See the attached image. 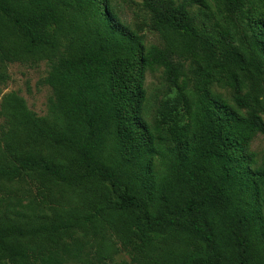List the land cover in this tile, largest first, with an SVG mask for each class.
Segmentation results:
<instances>
[{
    "label": "trees",
    "instance_id": "obj_1",
    "mask_svg": "<svg viewBox=\"0 0 264 264\" xmlns=\"http://www.w3.org/2000/svg\"><path fill=\"white\" fill-rule=\"evenodd\" d=\"M141 1L148 48L108 0H0V62L45 60L52 91L44 116L0 103V264H264L261 0H220L229 47L191 13L205 0ZM155 67L174 90L151 125Z\"/></svg>",
    "mask_w": 264,
    "mask_h": 264
},
{
    "label": "rangeland",
    "instance_id": "obj_2",
    "mask_svg": "<svg viewBox=\"0 0 264 264\" xmlns=\"http://www.w3.org/2000/svg\"><path fill=\"white\" fill-rule=\"evenodd\" d=\"M184 1V0H177ZM141 0H108L110 10L116 14L120 20L131 29L137 31L142 37V44L145 48L151 45L159 44L157 34L150 28L147 13L143 10ZM206 6L198 4L189 5V9L196 17L199 26H202L212 38L218 39L221 44L229 47V43L219 37L218 25L225 26L224 15L220 9V0H205ZM261 7L257 12H262L264 17V0L259 1ZM185 70L189 69V62H184ZM49 70V64L45 60L28 62H0V103L2 97L8 93L14 92L21 96L27 107L38 116H44L47 113L48 101L52 95L51 88L45 83L44 79ZM143 88L146 91V99L143 105V117L149 123L153 124L155 114L160 103L168 96L173 95V90L166 81L161 67L152 69L147 68L144 71ZM212 93L220 94L228 101L231 100V91L219 84H212L209 88ZM4 130V119L0 117V134ZM247 151L254 154L256 167L264 159V135L257 133L252 136L247 145ZM155 169L159 162L154 160ZM23 202H26L25 199ZM264 216V204L262 205ZM114 261L129 260L127 252L119 249L118 254L113 258Z\"/></svg>",
    "mask_w": 264,
    "mask_h": 264
}]
</instances>
